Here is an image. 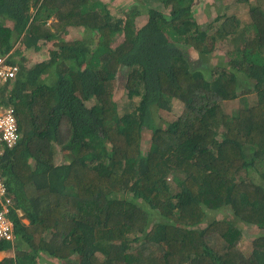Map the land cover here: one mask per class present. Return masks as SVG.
<instances>
[{"label": "trees", "instance_id": "16d2710c", "mask_svg": "<svg viewBox=\"0 0 264 264\" xmlns=\"http://www.w3.org/2000/svg\"><path fill=\"white\" fill-rule=\"evenodd\" d=\"M111 1L0 0V55L18 68L0 104L20 131L2 160L15 239L0 264H264V0H240L246 21L220 13L233 3L145 2L140 26L142 0Z\"/></svg>", "mask_w": 264, "mask_h": 264}, {"label": "rangeland", "instance_id": "374dc122", "mask_svg": "<svg viewBox=\"0 0 264 264\" xmlns=\"http://www.w3.org/2000/svg\"><path fill=\"white\" fill-rule=\"evenodd\" d=\"M104 1H107V0H104ZM141 2L143 4V5H140V11L142 13L135 20V23L137 26L142 25L147 18L146 5L144 3L146 2L149 5L152 3H157L155 0H142ZM134 3H136V0H112L110 3V6L114 14H116L117 12L121 10L129 9V7ZM230 3H233L231 8L230 9L222 8V10H220V13H226L228 11H234L236 9H241L237 11V16L241 20L246 21L248 19V16L246 15L245 9L248 6V2H242L240 0H213L212 4L209 5V8L212 12H214L216 7L218 6L221 7L222 5H224L223 7H225L226 5H230ZM217 11L218 10H216V12ZM212 18H213V15L206 17L207 20L212 19ZM77 36L80 37L81 34L78 33V30H74L71 37L76 38ZM41 43L43 47H40V49L37 51H33V52L31 51L28 53V55L31 58V61H28L30 62V64H32L31 62H38L40 60L48 58V52H47L48 46L45 45V41ZM214 54L215 56L212 59V63H214L216 59L225 57L224 50H222L221 48L217 49L214 52ZM127 71H128V68L121 66L119 69L118 75H117V88L115 90V100L118 106V110L121 114L127 112L130 108V102H129L130 100H129V96L126 91ZM182 106H183L182 102L178 100H172L171 114H173L174 116L176 115L178 116L180 112L182 111ZM243 235L244 236L241 240L240 247L245 254H249L251 252V240L255 238L257 235L255 234V231L252 230V228L243 229ZM4 256H8V254L5 252H0V259H2ZM39 258H40L39 264H63L62 262L54 261L53 257H50L44 253L41 254Z\"/></svg>", "mask_w": 264, "mask_h": 264}, {"label": "built area", "instance_id": "2783aa9c", "mask_svg": "<svg viewBox=\"0 0 264 264\" xmlns=\"http://www.w3.org/2000/svg\"><path fill=\"white\" fill-rule=\"evenodd\" d=\"M2 63L3 61L0 59V83L12 77L17 69L14 66L3 65ZM0 133L3 134L0 140L6 141L9 145H12L17 139L15 118L10 108L3 109V107H0ZM1 153L2 150L0 149V155ZM10 206H12V201L7 196L6 187L0 177V240L13 241L15 238ZM16 213L19 216L23 214L20 209H17Z\"/></svg>", "mask_w": 264, "mask_h": 264}, {"label": "clouds", "instance_id": "9594fccd", "mask_svg": "<svg viewBox=\"0 0 264 264\" xmlns=\"http://www.w3.org/2000/svg\"><path fill=\"white\" fill-rule=\"evenodd\" d=\"M11 54V52L10 53H8V54H6V55H2V57H1V55H0V59H2V61H3V65H7V66H13V65H11L10 63H9V61H8V57H9V55ZM14 67H16V66H14ZM17 68V67H16ZM17 71H18V68L16 69V72H15V74L17 73ZM15 74L12 76V77H10V78H8L7 80H9V79H11V78H13L14 76H15ZM7 80H4L2 83H0V84H3L5 81H7ZM126 91H127V89H126ZM136 99L137 98H135V100L134 101H136ZM130 102V101H129ZM0 107H3V109H8V108H10V109H12V111H13V116H14V118H15V130H16V134H17V139H16V141L12 144V145H9V143H7L6 141H4V140H0V149L2 150V153H1V155H0V177H1V179H2V181H3V184L5 185V187H6V190H7V196L10 198V200L12 201V203H13V198H12V196L10 195V193H9V191H8V188H7V184H6V181H5V178H4V175H3V169H2V160H3V157H4V155H5V153H6V151H7V149H12V148H14L17 144H18V142H19V139H20V131H19V123H18V121H17V117H16V113H15V109H14V107H12V106H8V105H1L0 104ZM118 107V106H117ZM124 114V113H123ZM2 136H3V134L2 133H0V138H2ZM61 152V148L59 147V146H57V152H56V154H55V162H56V164L58 163V162H60L61 160H63V154H59ZM22 220H23V222H25V223H28V220L27 219H25V218H22ZM14 222V221H13ZM15 227V226H14ZM15 235V234H14ZM15 239V238H14ZM241 243V242H240ZM239 248L241 249V247H240V244H239ZM252 249H253V247H252V244H251V251H252ZM242 250V249H241ZM243 252V251H242ZM244 253V252H243ZM251 253V252H250ZM249 253V254H250ZM245 254V253H244ZM249 254H245V255H249ZM48 255V254H47ZM49 256V255H48ZM51 257V256H50ZM40 261V260H39Z\"/></svg>", "mask_w": 264, "mask_h": 264}]
</instances>
